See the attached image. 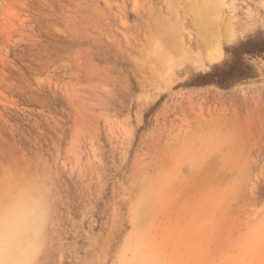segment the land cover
I'll use <instances>...</instances> for the list:
<instances>
[{
	"label": "rangeland",
	"instance_id": "1",
	"mask_svg": "<svg viewBox=\"0 0 264 264\" xmlns=\"http://www.w3.org/2000/svg\"><path fill=\"white\" fill-rule=\"evenodd\" d=\"M224 2L206 36L183 0H0V197L51 201L0 264H264V57L231 53L264 35V0ZM164 21L189 48L169 78L145 51Z\"/></svg>",
	"mask_w": 264,
	"mask_h": 264
},
{
	"label": "bare ground",
	"instance_id": "2",
	"mask_svg": "<svg viewBox=\"0 0 264 264\" xmlns=\"http://www.w3.org/2000/svg\"><path fill=\"white\" fill-rule=\"evenodd\" d=\"M169 1V0H168ZM184 1V5L183 7L185 9H187L188 11L192 12L194 14V16L200 20V19H203L200 21V24L199 26L201 27L200 29H202V31L204 32V34L206 36H210L211 34V29L208 30V25L210 23H216V25L221 22L223 20V6H225V2L224 0H183ZM171 3V1H170ZM181 5V4H180ZM228 5V4H227ZM229 12H230V17L232 16V14L234 13V7H229ZM180 10V9H179ZM184 11V10H183ZM175 14V13H173ZM229 17V18H230ZM170 19V18H169ZM228 19V18H227ZM232 20V19H231ZM165 22V21H164ZM160 23L159 24V27L161 26V33H158L157 32H151L149 33L146 37H145V40H146V48H145V51H146V55L148 57V59L150 60V62L153 63V67L156 68V71H160L161 68H163L165 71L164 73H166V76L169 78L171 76V74L173 73V65H175V57L177 56V54H180V55H184L186 53H188V50L189 48L187 49L185 47V44L183 42V40L181 39L180 36H178L176 40V50L178 53H173V52H170L169 50H167V46L168 45H173V42L174 39H173V36L172 35V32L171 30H173L174 26L173 24H171V22L169 23L168 21L165 22V23ZM182 22V21H181ZM230 21L227 22V28H230V31H229V34L228 36L229 37H232L234 36V32L232 31V27L233 26H230ZM234 25V24H233ZM213 26V25H212ZM219 27V26H218ZM217 26H215L216 29H218ZM152 29V28H151ZM180 29V27H179ZM214 29V28H213ZM181 30V29H180ZM234 30V29H233ZM183 31V30H181ZM214 31V30H213ZM216 31V30H215ZM150 32V31H149ZM160 32V31H159ZM180 32V31H179ZM219 32V31H216V33ZM174 33V32H173ZM176 34V32H175ZM218 34V33H217ZM170 37H169V36ZM177 35H178V32H177ZM214 35V34H213ZM219 35V34H218ZM213 37V36H212ZM175 38V36H174ZM209 40V43H207V50H206V55H205V58H206V61L208 63H213L217 60H219L221 57H222V48H221V44L219 42V39L218 38H214L213 41H210ZM212 40V39H211ZM173 41V42H172ZM188 41V40H187ZM194 41V40H193ZM206 42V41H205ZM213 42V43H211ZM189 43V42H188ZM202 44V43H201ZM145 45V44H144ZM167 45V46H166ZM198 45V44H197ZM205 45V44H204ZM204 47V46H203ZM143 48V47H141ZM171 48V47H170ZM173 49V48H171ZM143 50V49H140V51ZM174 52H176L175 50H173ZM144 52V51H143ZM142 52V53H143ZM192 52V51H191ZM195 52V51H194ZM141 53V52H140ZM198 53V52H196ZM191 54V53H190ZM176 55V56H175ZM179 55V56H180ZM196 55V54H194ZM200 56V54H198ZM141 55H139V58H140ZM178 57V56H177ZM176 57V58H177ZM187 57H190V56H187ZM197 57V56H196ZM136 59V58H135ZM138 59V58H137ZM178 60V59H177ZM193 60V59H192ZM201 60V59H200ZM139 61V59H138ZM146 62V61H144ZM192 62V61H191ZM195 62V61H194ZM139 63L141 64V60L139 61ZM190 63V61H189ZM201 63V62H200ZM199 63V64H200ZM207 63V64H208ZM157 64L159 66H157ZM193 64V63H191ZM146 66V65H145ZM181 66V65H179ZM179 66H175V67H179ZM147 67V66H146ZM153 70H155L153 68ZM155 71V72H156ZM162 73V72H161ZM164 77V76H163ZM164 79V78H163ZM166 79V78H165ZM155 81V79H154ZM169 82V81H168ZM165 83V82H164ZM158 84V83H157ZM166 84V83H165ZM167 85V84H166ZM152 93V92H151Z\"/></svg>",
	"mask_w": 264,
	"mask_h": 264
},
{
	"label": "clouds",
	"instance_id": "3",
	"mask_svg": "<svg viewBox=\"0 0 264 264\" xmlns=\"http://www.w3.org/2000/svg\"><path fill=\"white\" fill-rule=\"evenodd\" d=\"M50 216L48 196L29 185H20L0 197V237L24 245L38 242Z\"/></svg>",
	"mask_w": 264,
	"mask_h": 264
},
{
	"label": "trees",
	"instance_id": "4",
	"mask_svg": "<svg viewBox=\"0 0 264 264\" xmlns=\"http://www.w3.org/2000/svg\"><path fill=\"white\" fill-rule=\"evenodd\" d=\"M231 53L233 54V59L235 58L236 63L238 61V63L243 67V69H250V65L244 61L243 55L249 54V55H259L264 57V35L263 36L257 35L254 37L247 38L245 41L241 42L238 47L233 48L231 50ZM233 68L234 66L218 74L216 72V67H215L212 71L202 75L203 81H201V83L202 84L215 83L222 86L224 83H227L229 81H234L236 79L248 75L245 72H241L240 74L234 76L232 75L233 72L231 73Z\"/></svg>",
	"mask_w": 264,
	"mask_h": 264
}]
</instances>
